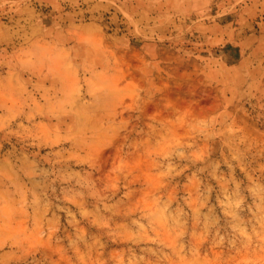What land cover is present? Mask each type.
Listing matches in <instances>:
<instances>
[{"label":"rangeland","instance_id":"rangeland-1","mask_svg":"<svg viewBox=\"0 0 264 264\" xmlns=\"http://www.w3.org/2000/svg\"><path fill=\"white\" fill-rule=\"evenodd\" d=\"M0 264H264V0H0Z\"/></svg>","mask_w":264,"mask_h":264}]
</instances>
